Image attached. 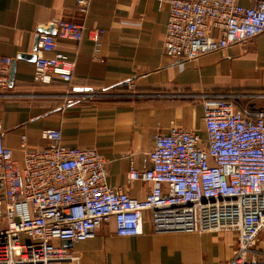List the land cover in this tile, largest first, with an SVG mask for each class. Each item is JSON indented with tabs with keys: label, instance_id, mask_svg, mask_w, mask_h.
<instances>
[{
	"label": "built area",
	"instance_id": "obj_1",
	"mask_svg": "<svg viewBox=\"0 0 264 264\" xmlns=\"http://www.w3.org/2000/svg\"><path fill=\"white\" fill-rule=\"evenodd\" d=\"M158 1L168 7L163 50L174 62L264 33V0ZM87 9V0H77L79 13ZM48 26L53 33L36 34L33 81L70 82L73 62L55 52L56 38L78 41L83 27L62 18ZM91 38L97 43V33ZM97 52L96 47L94 56ZM10 66L11 59L0 56V89L9 85ZM201 105L204 138L172 125L154 136L148 168L129 166L128 181L151 185L141 199L108 185L100 153L66 146L58 129L46 130L51 144L38 149L27 148L22 134L18 163L4 144L0 123V264L75 260L64 240L92 238L110 219L117 235L134 236L145 213L154 232L232 233L233 256L219 264H264V254L250 256L264 231V109L222 95L204 96Z\"/></svg>",
	"mask_w": 264,
	"mask_h": 264
},
{
	"label": "crops",
	"instance_id": "obj_2",
	"mask_svg": "<svg viewBox=\"0 0 264 264\" xmlns=\"http://www.w3.org/2000/svg\"><path fill=\"white\" fill-rule=\"evenodd\" d=\"M87 1L81 14L77 0H0V56L12 63L11 81L0 89V123L4 144L18 163L22 134L27 148L38 149L51 144L44 132L58 129L66 146L100 153L108 185L141 199L151 185L128 181L129 166L148 168L154 136L168 133L172 125L204 138V96H233L241 105L264 109V33L174 62L163 50L165 3ZM56 18L83 27L78 41L56 38L55 52L73 62L72 79L53 77L49 84H37L36 34ZM95 33L97 43L91 38ZM2 211L3 205L0 219ZM234 238L230 232H154L145 213L139 234L117 235L110 219L94 237L62 243L75 260L53 264H219L233 256Z\"/></svg>",
	"mask_w": 264,
	"mask_h": 264
},
{
	"label": "rangeland",
	"instance_id": "obj_3",
	"mask_svg": "<svg viewBox=\"0 0 264 264\" xmlns=\"http://www.w3.org/2000/svg\"><path fill=\"white\" fill-rule=\"evenodd\" d=\"M235 239V238H234ZM264 254V231H262L252 246V254L250 256H260Z\"/></svg>",
	"mask_w": 264,
	"mask_h": 264
},
{
	"label": "water",
	"instance_id": "obj_4",
	"mask_svg": "<svg viewBox=\"0 0 264 264\" xmlns=\"http://www.w3.org/2000/svg\"><path fill=\"white\" fill-rule=\"evenodd\" d=\"M42 31L45 32V33H53V28L52 27H48V28L43 29ZM11 72H12V70H11V66H10L9 83H10L11 78H12ZM68 242H69V240H64L62 243L63 244H68Z\"/></svg>",
	"mask_w": 264,
	"mask_h": 264
}]
</instances>
